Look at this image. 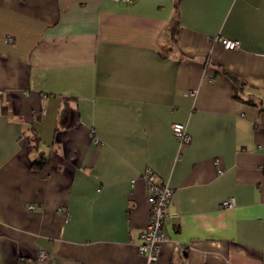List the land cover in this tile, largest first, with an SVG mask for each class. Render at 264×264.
I'll use <instances>...</instances> for the list:
<instances>
[{
	"label": "crops",
	"instance_id": "1",
	"mask_svg": "<svg viewBox=\"0 0 264 264\" xmlns=\"http://www.w3.org/2000/svg\"><path fill=\"white\" fill-rule=\"evenodd\" d=\"M176 2L0 0V264H264V0Z\"/></svg>",
	"mask_w": 264,
	"mask_h": 264
},
{
	"label": "built area",
	"instance_id": "2",
	"mask_svg": "<svg viewBox=\"0 0 264 264\" xmlns=\"http://www.w3.org/2000/svg\"><path fill=\"white\" fill-rule=\"evenodd\" d=\"M115 2L131 3L133 0H114ZM11 37H7L5 42H10ZM222 46L225 49L237 48L238 42L231 39L220 38ZM172 137L176 142L183 146L186 145L191 137L186 130V125L180 122H174L171 126ZM264 171V170H263ZM148 188L147 202L149 204V221L144 227V230L139 235L141 241L137 245V250L140 254L146 255L147 261H154L159 253L161 243L166 241V233L163 229V221L167 216L168 205L173 195V191L167 184L158 183L155 180L154 174H149L145 178ZM235 205L232 198L225 199L222 207L230 208ZM32 207V206H30ZM38 261L43 262L47 255L43 251L39 252Z\"/></svg>",
	"mask_w": 264,
	"mask_h": 264
},
{
	"label": "trees",
	"instance_id": "3",
	"mask_svg": "<svg viewBox=\"0 0 264 264\" xmlns=\"http://www.w3.org/2000/svg\"><path fill=\"white\" fill-rule=\"evenodd\" d=\"M176 6L178 7V0L177 2L175 3ZM178 18L179 16H175L173 21H172V24L174 25H177L178 23ZM229 80H231V83L234 84V86H236V89L241 91V86L243 85L242 82H240L239 79H237L235 76L233 75H229ZM236 95V98L237 99H240V100H245L246 102L250 103V104H253L255 105V98L253 99L252 97H249L247 96L246 98H241L237 93L235 94ZM45 162H44V159L43 158H40L39 160H35L33 163H32V167H37V168H42L44 166ZM19 264H22V261L19 260Z\"/></svg>",
	"mask_w": 264,
	"mask_h": 264
}]
</instances>
